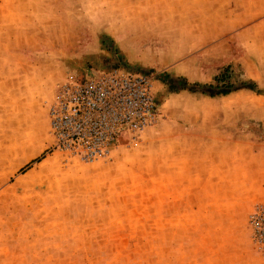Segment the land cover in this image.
I'll list each match as a JSON object with an SVG mask.
<instances>
[{"label": "rangeland", "instance_id": "1", "mask_svg": "<svg viewBox=\"0 0 264 264\" xmlns=\"http://www.w3.org/2000/svg\"><path fill=\"white\" fill-rule=\"evenodd\" d=\"M227 2L0 0V264H264V194L199 159L201 140L264 141V90L212 48ZM112 68L153 77L155 123L95 161L56 149L59 86ZM225 70L229 96L178 89Z\"/></svg>", "mask_w": 264, "mask_h": 264}, {"label": "built area", "instance_id": "2", "mask_svg": "<svg viewBox=\"0 0 264 264\" xmlns=\"http://www.w3.org/2000/svg\"><path fill=\"white\" fill-rule=\"evenodd\" d=\"M157 116L153 77L122 68L61 84L49 109L55 148L85 161L106 157L120 137H137ZM251 223L255 239L264 242V208Z\"/></svg>", "mask_w": 264, "mask_h": 264}, {"label": "crops", "instance_id": "3", "mask_svg": "<svg viewBox=\"0 0 264 264\" xmlns=\"http://www.w3.org/2000/svg\"><path fill=\"white\" fill-rule=\"evenodd\" d=\"M227 4L219 12L217 42L212 48L223 66L238 69L243 78L264 90V18L256 20L264 16V0H228ZM201 141L200 161L239 163L232 166L233 169L246 171L245 176L232 183L240 189L228 192L264 194L263 140L239 136L207 139L209 142L205 144ZM228 185L218 181L212 185L217 187L212 192L224 193L226 190L218 188Z\"/></svg>", "mask_w": 264, "mask_h": 264}, {"label": "trees", "instance_id": "4", "mask_svg": "<svg viewBox=\"0 0 264 264\" xmlns=\"http://www.w3.org/2000/svg\"><path fill=\"white\" fill-rule=\"evenodd\" d=\"M226 70L225 72H223V74L220 77H215L214 78V83L215 85H204V86H200V85H188L186 84V86H181L178 89L179 90H188L189 92H199L201 91L202 94L210 96L211 98L213 97H217V96H227L229 94H231L232 92L236 91V89H232V88H228L227 86H225V79H226ZM197 88V89H195ZM241 88H245V89H252L251 86H247V87H241Z\"/></svg>", "mask_w": 264, "mask_h": 264}]
</instances>
